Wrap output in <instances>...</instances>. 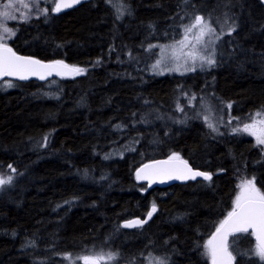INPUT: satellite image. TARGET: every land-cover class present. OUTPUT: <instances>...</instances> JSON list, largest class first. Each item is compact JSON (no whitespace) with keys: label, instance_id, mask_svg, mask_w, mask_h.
Here are the masks:
<instances>
[{"label":"trees","instance_id":"1","mask_svg":"<svg viewBox=\"0 0 264 264\" xmlns=\"http://www.w3.org/2000/svg\"><path fill=\"white\" fill-rule=\"evenodd\" d=\"M47 9L10 23L6 44L85 71L0 81V178H12L0 187V264H73L101 252L117 254L103 264H211L205 245L242 183L264 192V148L234 131L264 110V0H89L61 15ZM197 12L224 32L216 63L186 75L143 70L156 55L149 46L168 42ZM173 153L211 180L153 190L137 182L142 165ZM153 203L147 226L122 228L145 219ZM256 246L251 233L232 236L235 264H264Z\"/></svg>","mask_w":264,"mask_h":264},{"label":"snow or ice","instance_id":"2","mask_svg":"<svg viewBox=\"0 0 264 264\" xmlns=\"http://www.w3.org/2000/svg\"><path fill=\"white\" fill-rule=\"evenodd\" d=\"M80 2L81 0H54L52 11L58 13L64 8L73 7ZM21 3H23V0H21ZM25 7H27V5H25ZM43 11L46 15L48 9H43ZM2 15L6 18H9L7 12L3 13ZM25 22L27 21L25 20ZM194 29L197 30L196 33H193ZM0 30L6 33L9 38L15 35V30L10 29L2 24H0ZM231 31H235V27H232ZM215 33V28L212 27L210 23L206 22L203 16L195 15L192 18L191 23L184 26L182 38L176 43L181 46L190 44L189 35L192 34V39L202 44L204 49L207 50L208 45L214 43V41H205L204 38L206 36L214 35ZM215 38L219 39V36L217 35ZM3 41L4 36H0V78L5 76H17L19 79L23 80L28 78L27 74H33L39 75L40 79H45L47 75H51L53 72H56L57 75H60L61 69H66L75 74H81L85 71L82 68L64 64L63 61H54L50 64H44L41 61L32 59L30 57L18 56L12 50V48ZM155 47L158 46L150 45L149 50ZM214 51L215 50L212 49L209 56H201L199 59L201 61H206V63L209 65H214L216 63L215 59L212 58ZM187 57L194 65L197 57L194 56L192 51L187 53ZM97 63H99V61H97ZM185 63H187V61H185ZM160 64L161 61L157 60V62L152 67L154 70L159 69V74H162L163 69H160ZM187 70L194 71L195 68L190 67ZM9 86H11L10 83ZM192 99H195V97H192ZM227 107L231 108L232 105L228 104ZM182 110L183 109H181V111ZM261 115V112H257L250 116L249 119L252 121V123H246L244 125L243 131L254 135L256 137L257 143L264 145V119H256V117H260ZM209 127H212L213 130L216 131L213 125L209 124ZM234 131H241V129H234ZM46 139L47 137H45V140ZM172 161H179L182 167L173 165ZM8 167L11 169V171H16V169L11 168V165ZM146 169L149 171L142 177L141 173L145 172ZM197 176H203L204 179L211 180V175L208 173L199 171L194 172L190 167H188L187 161L181 160L179 155L176 153H173L168 160L156 161L153 164H145L144 167L136 173L137 179L143 178L152 181L156 177H160L161 182H163L164 178L195 179ZM11 179L12 178L10 176L7 180L0 178V185L11 183ZM150 186L151 182L149 183V187ZM241 187L242 193L241 195L237 196L232 211L228 213L225 220L220 222L212 238L209 239L205 245L207 254H209L212 259V264H231L233 257L227 249V236L232 232H247L250 228L255 230L256 239L258 241L254 252L261 260H264V192H261L258 188H256L253 181H244ZM155 211L156 206L153 203L152 211L147 214L148 219L151 218L153 212ZM144 223H147V220H134L129 221L124 225V227L142 226ZM105 255L108 259H115L117 254H105L103 252L93 253L84 255L80 257V259L84 261V264H99V261L102 260ZM160 264H164V262L160 261Z\"/></svg>","mask_w":264,"mask_h":264},{"label":"rangeland","instance_id":"3","mask_svg":"<svg viewBox=\"0 0 264 264\" xmlns=\"http://www.w3.org/2000/svg\"><path fill=\"white\" fill-rule=\"evenodd\" d=\"M53 3H54V0H23V3H21V0H6L5 2H1L0 0V24L9 28L8 25L13 22L28 23L34 19L39 18L43 14H45L43 9H47L49 6L53 8ZM25 5H27V7H25ZM5 12L8 13L9 18H6L2 15ZM195 15L203 16L205 18V21L210 23L211 26L215 28L216 33L214 35L206 36L204 38L205 41L212 40L214 41V43L209 44L208 49L205 50L203 45L196 42L194 39H192V34H190L189 35L190 44L185 45V46H181L177 44L176 42L182 38V33L184 29V26H183L180 30L173 31L174 32L173 36L168 42H165L164 44L162 43L154 44V45H157L158 47L152 48L151 50H156V55L154 59L152 60V62L145 64L143 70H150L152 73H155L161 76L170 75V74L186 75V74L193 73L197 70L208 69L211 66H213V65L207 64L206 61H201L199 57L209 56L211 54V50L214 49L215 51H214V55L212 56V58H214L216 61L217 44L219 40L221 39L222 35L224 34V32H222L220 29H217L212 24L211 20L207 18L204 14L197 12ZM25 20L27 22H25ZM191 21L189 23H191ZM196 32L197 30L194 29L193 33H196ZM217 35L219 36V39L215 38V36ZM0 36H4L3 42L5 44H6V41L10 39L8 35L4 33L2 30H0ZM189 51H192L194 56L197 57L194 65L192 61L188 59L187 57V53ZM157 60L161 61L160 69H163L162 74H159V69L154 70L152 67L157 62ZM185 61H187V63H185ZM190 67H194L195 70L194 71L187 70ZM197 106L198 107L202 106L205 109L209 107L207 102H203V101L198 103ZM213 109H216V108H214L213 106V108H211L210 111H212ZM257 112H261L262 115L260 117H256V119L257 120L264 119V110L257 111ZM255 113H253L252 115H254ZM249 117L244 122H242V124H239L241 130H243L244 125L246 123H252ZM228 121L230 122L231 119H228ZM244 132L247 133L255 141V143L258 146H261L264 148V145L257 143L256 137L254 135H251L249 132H246V131ZM2 186L3 185H0V187ZM241 193H242V187H241V191L239 195H241ZM76 261L81 263L83 260L78 258L73 262V264H76ZM100 263L103 264V263H108V262H106L105 259H102L100 260Z\"/></svg>","mask_w":264,"mask_h":264},{"label":"water","instance_id":"4","mask_svg":"<svg viewBox=\"0 0 264 264\" xmlns=\"http://www.w3.org/2000/svg\"><path fill=\"white\" fill-rule=\"evenodd\" d=\"M89 0H81V2L79 4H76L74 5L73 7H70V8H64L62 11L60 12H54L56 15H61L63 13H66V12H69V11H72L74 9H77L79 8L80 6L84 5L85 3H87ZM10 47V46H9ZM13 50V49H12ZM14 51V50H13ZM15 52V51H14ZM16 53V52H15ZM18 56H23V55H20L18 53H16ZM23 57H28V56H23ZM32 59H35V60H38L36 58H33V57H30ZM40 61V60H39ZM42 63L44 64H50V63H53V62H45V61H41ZM42 71H46V70H42ZM61 74L60 75H57L56 72H53L51 75H47L45 79H40L39 78V75H33V74H27L28 75V78L27 79H19L17 76H5L3 78H0V81H5V80H10V81H15V82H27V81H30V80H35L37 82H44L46 81L47 79H50V78H54V77H60V78H72L74 76H76L77 74L75 73H72L66 69H61ZM165 160H168V159H160V160H155V161H152V162H149V163H146V164H153L155 163L156 161H165ZM183 160V159H181ZM185 161V160H184ZM172 164L173 165H177V166H181L179 161H172ZM145 165V164H144ZM144 165H142L137 171H139L141 168L144 167ZM188 167H190L194 172L195 171H199V170H195L191 167V165L188 164ZM136 171V173H137ZM149 170H145V172H142L141 173V176L143 177ZM199 172H202V171H199ZM205 173V172H204ZM137 179V177H136ZM196 181H208L206 179H204L203 176H197L195 179H167V178H164L163 179V182H161V178L160 177H156L154 180L150 181L149 179H137V182L140 183V184H143V185H146L147 188L149 190H153V189H168L170 187H173L175 185H184V184H187L189 182H196ZM151 182V186L149 187V183ZM155 215V212H153L152 216L150 219H148V216L145 218V219H140V218H136V219H132V220H128V221H125L122 223V228L124 230H136V229H139V228H143L145 226H147L153 219ZM134 220H147V223H144L142 226H135V227H124L125 224H127L129 221H134ZM239 233H251L254 237V241L256 243V245L258 244V241L256 239V234H255V230L254 229H249L247 232H232L231 234H229L227 236V249L228 251L230 252V249H229V242H230V239L232 236L236 235V234H239ZM231 253V252H230ZM233 257V256H232ZM81 264H84V261L81 262ZM99 264L100 261H99ZM122 264H128V263H122ZM211 264H212V260H211ZM231 264H235V261H234V258L232 259V262Z\"/></svg>","mask_w":264,"mask_h":264}]
</instances>
